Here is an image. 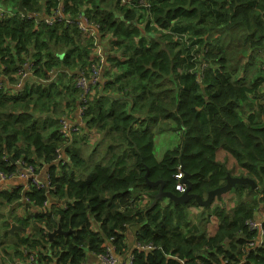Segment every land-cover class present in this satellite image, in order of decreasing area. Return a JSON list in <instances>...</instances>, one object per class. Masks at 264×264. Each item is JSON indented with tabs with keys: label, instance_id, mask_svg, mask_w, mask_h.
<instances>
[{
	"label": "trees",
	"instance_id": "obj_1",
	"mask_svg": "<svg viewBox=\"0 0 264 264\" xmlns=\"http://www.w3.org/2000/svg\"><path fill=\"white\" fill-rule=\"evenodd\" d=\"M63 2L65 16L48 25L58 0H0L9 11L0 15V171L36 165L51 184L49 192L0 186V206L29 199L14 221L26 233L11 234L4 222L3 246L25 264H87L108 242L122 262L131 253L133 264H264V221L263 234L247 224L264 202V68L256 60L264 52V0H152L151 18L120 0ZM82 12L101 40L110 37L111 68L87 104L85 128L66 139L60 119L79 107L74 78L96 48L74 21ZM26 62L31 84L6 87L1 78L17 85ZM167 120L181 139L157 160L154 134ZM88 130L102 138L86 162L76 145L88 141ZM180 166L190 193L204 198L228 174L258 188L237 185L206 207L167 198L152 207L158 188L146 174L181 195ZM134 226L135 242L154 249L129 247ZM59 227L66 234L51 239Z\"/></svg>",
	"mask_w": 264,
	"mask_h": 264
},
{
	"label": "built area",
	"instance_id": "obj_2",
	"mask_svg": "<svg viewBox=\"0 0 264 264\" xmlns=\"http://www.w3.org/2000/svg\"><path fill=\"white\" fill-rule=\"evenodd\" d=\"M151 4L152 0H120V6L124 9H131L137 10L139 12H143L145 17L151 18ZM65 5L63 0H58L57 7L54 10V14L51 18H46V23L48 25H52L56 19H63L65 16ZM0 15H9V11L5 9L3 6L0 7ZM79 27V29L86 34L88 37H94L96 48L94 49L93 56L91 58V65L86 68H81L78 70L75 78H74V86L78 89L79 92V107L77 108V114L79 116V122L76 123L74 118H72V114L67 110L65 114L60 119V131L62 135L66 139H71L74 134L80 133L85 128L84 122V113L86 111V107L90 99L92 98L95 91L98 89L99 85L103 82L102 81V68L106 64V57L104 56L103 49L101 48L100 40L101 38L98 37L99 34V26L94 23L84 12L78 14L77 18L74 20ZM177 39L185 40L186 36L183 33H176ZM106 59V60H105ZM32 70L31 65L26 62L23 64L22 68L17 73L18 83L16 85L17 88H22L24 83L31 78ZM1 85V84H0ZM74 112V111H73ZM38 167L36 165H28L25 169H21V171L7 175L4 172L0 171V182H5L11 180L15 177L21 178L25 180V185H16L14 187H23V190L31 189V186L37 188L46 189L47 192L51 189V184L48 181V177L45 181L40 179ZM176 179V190L183 194L187 190V184L184 181L185 179V172L182 170L181 166L179 167L178 173L175 175ZM31 182V184H29ZM29 199L25 197L24 199L20 200L21 202L26 203ZM50 200V199H49ZM51 202V200H50ZM49 201L44 203V207L49 206ZM22 203V204H24ZM20 208H23L20 206ZM24 210V209H23ZM25 211V210H24ZM251 229H256L260 231V234H263V227L262 223L252 220L247 222ZM155 246L151 243L140 245L136 243L135 249H142V250H151L154 249ZM98 261V264H133V256L131 253L128 255V259L125 262H122L120 258L116 254V249L114 245L110 242L105 244V249L99 255H94ZM33 262V258L30 259V263ZM29 264V263H28ZM86 264V263H83Z\"/></svg>",
	"mask_w": 264,
	"mask_h": 264
},
{
	"label": "crops",
	"instance_id": "obj_3",
	"mask_svg": "<svg viewBox=\"0 0 264 264\" xmlns=\"http://www.w3.org/2000/svg\"><path fill=\"white\" fill-rule=\"evenodd\" d=\"M109 41H110V38L109 37H107L106 39H104V40H100V44H101V48L103 49V53H104V56L106 57V59L108 58V56H109V54H111L112 52H111V50H110V45H109ZM105 59V60H106ZM108 62L106 61V66H107V68H106V71L107 70H109L110 68H111V66L110 65H108L107 64ZM106 73V72H105ZM105 73H104V76H105ZM103 77V76H102ZM31 78H35V77H33V76H31ZM1 79H3L4 80V85L6 86V87H8V88H12V89H18L17 87H16V85H15V83H10V81L5 77V78H1ZM31 80L30 79H28V81H27V85H30L31 84ZM46 82V81H45ZM26 83H24V85H25ZM23 85V86H24ZM64 111H66V110H64ZM69 113H71L73 116H72V118H74V121L76 122V123H78L79 122V116H78V114H77V110H75L74 112L72 111V112H69ZM170 122H172V121H170V120H167V121H165V122H163L162 124H160V126L161 127H163V129L161 130V132H164V131H171V132H165V133H167L166 134V139H171V138H176V135H178V138H176V141L171 145L172 147L171 148H173V147H175L178 143H179V141H180V139H181V134H180V132H175V131H173V127L175 126V124H174V122H172L173 124H171ZM88 132H91V130H88ZM96 133V132H95ZM160 133V132H159ZM83 134V133H82ZM82 134L80 135V139H81V136H82ZM91 134V133H90ZM97 134V133H96ZM83 136H85V138H88V141H84V142H82V143H79L78 144V146H81L82 144H86V143H88V142H90V141H94V140H96V139H98L101 135L100 134H97L96 135V137H95V139H93V138H90L89 139V136L90 135H86L85 133H84V135ZM154 136H155V134H154ZM79 139V140H80ZM91 139H93V140H91ZM174 140H171V143L173 142ZM157 145H158V134H156V136H155V148L157 147ZM164 153H165V151H163L160 155H157V152H156V150H155V157H156V159L157 160H161L162 159V157H163V155H164ZM39 174H40V179L41 180H43V181H45L46 180V178H47V170L46 169H41V171H39ZM25 180H23V179H21V178H18V177H15V178H13V179H11V180H8V181H5V182H0V186H5V188H11V187H14V186H16V185H21V186H24L25 185ZM234 196L233 195H231L230 196V199H229V207H234L235 206V198H233ZM146 201H148V198L146 199V200H144V202H146ZM22 203H24V202H16V203H14V204H12V205H17V207H18V212H19V217L18 218H23L24 216H25V211L23 210L24 208H20V205L22 204ZM7 206H10V205H7ZM23 207V206H22ZM201 207V206H200ZM9 208V207H8ZM12 209H13V207L10 209V214L12 215ZM201 209L202 208H199V207H192V208H190V212H191V214H193V215H196V214H198L199 212H201ZM255 220L257 221V222H260V223H262L263 221H264V202L263 203H261V205H260V208H259V211L256 213V218H255ZM16 221V220H15ZM4 222L5 221H3L2 222V224H1V226H3V224H4ZM9 223H11V224H13V223H16V222H14V221H10ZM213 223H214V225L216 226V224H215V222L213 221ZM213 223H211L210 224V227H212V224ZM138 228V227H137ZM137 228L134 226V227H132V228H130L128 231H132V236H133V232H134V241H135V236H136V232H137ZM213 228H214V226H213ZM2 229V228H1ZM8 231V230H7ZM17 231V230H16ZM20 231H22V230H20ZM210 232L212 231V228L209 230ZM23 232H25L26 233V230L25 231H23ZM128 233V232H127ZM135 245H136V242L134 243V248H135ZM10 253V251H8L7 252V254H9ZM11 255L9 256V257H7V258H5V259H3V264H25V262H23V261H21L20 260V258L18 257V253H15L14 251H12L11 250ZM121 260H122V258H120ZM87 264H98V261H97V259H96V257L95 256H90L88 259H87Z\"/></svg>",
	"mask_w": 264,
	"mask_h": 264
},
{
	"label": "water",
	"instance_id": "obj_4",
	"mask_svg": "<svg viewBox=\"0 0 264 264\" xmlns=\"http://www.w3.org/2000/svg\"><path fill=\"white\" fill-rule=\"evenodd\" d=\"M19 10L23 15H27V11L23 8V6L20 4L19 5ZM146 179L147 183L152 186V187H157L158 191L153 195V202H152V207L155 206L159 201H162L163 199L167 198L171 201H174L175 203H186L190 200H195L198 205L201 207H206L209 206L215 199L220 200L221 197L231 191V189L237 185H250L252 189H257L258 185L257 183L249 178V177H237V176H232L228 174L226 183L223 186H220L214 190H211L208 192L207 196L204 198L201 195L190 193L191 189V181H190V175L185 174V179L184 181L187 184V190L181 195H176L174 192L171 191H166L164 189V181L163 180H158V181H150L148 179V173L146 174ZM16 230H22L25 231V229L17 225L16 223H13L11 225V228L8 229L7 232H10L11 234H14ZM58 233H64L62 229L59 227L55 231L50 233V238L52 239L56 234ZM69 233V232H68ZM66 234V233H64Z\"/></svg>",
	"mask_w": 264,
	"mask_h": 264
},
{
	"label": "rangeland",
	"instance_id": "obj_5",
	"mask_svg": "<svg viewBox=\"0 0 264 264\" xmlns=\"http://www.w3.org/2000/svg\"><path fill=\"white\" fill-rule=\"evenodd\" d=\"M247 57H248V54H247L246 57L243 58V62L247 61ZM256 60H257V66L261 67V68H264V52L263 53L262 52L259 53V56L257 57ZM109 64L112 65V62L111 63L109 62ZM106 68H107V66L105 64L104 67L102 68L103 77H104V73L106 72ZM261 92L264 93V86H263V89L261 90ZM252 104L255 105L254 102ZM246 110H248V109L246 108ZM63 114H65V111H64ZM170 123L173 124L172 122H170ZM165 132H171V131L161 132V131L155 130V136H156V134H158V145L155 148V150L157 152V155H160L163 151L166 152L167 150L171 149V147H172L171 145L176 141V138H178V135H176V138H171L170 140L166 139V134L167 133H165ZM88 135H90L89 139L90 138L95 139L97 134L95 133L94 130L93 131L91 130V132H89ZM155 136H154V138H155ZM105 137L107 139V136H105ZM101 138H102V135L98 139H96L94 141H90V142H88L86 144H82L81 146L76 145V147H78L80 149L77 152L79 153V155L86 162H89L94 157L93 148H95L97 146V142H99L101 140ZM79 139H78V141H79ZM93 139H91V140H93ZM171 140H174V141L171 143ZM104 144H106V142ZM104 147H105V145L99 146V149L101 150V154H103ZM72 150L76 151L75 146H73ZM12 207H13V209H12V215H11L10 214V209ZM17 209H18L17 205H10V206L3 205V206H0V231H1V228H2L1 224H2L3 221L10 222V221L17 220V218L19 217V212H18ZM213 226L215 227L214 223L212 224V227L209 226V230L212 228V231H213L214 230ZM127 237H128V245L132 249L134 247V243H135V241H134V233H133V236H132V231L131 230L128 231ZM8 251H10L9 254H7ZM11 254H12L11 253V248L8 247V245L3 246V239H0V264H3V259L9 257Z\"/></svg>",
	"mask_w": 264,
	"mask_h": 264
}]
</instances>
